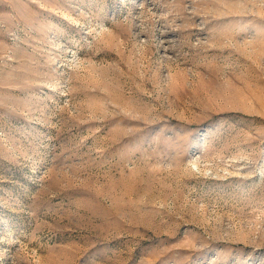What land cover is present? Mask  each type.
<instances>
[{"label":"rangeland","instance_id":"374dc122","mask_svg":"<svg viewBox=\"0 0 264 264\" xmlns=\"http://www.w3.org/2000/svg\"><path fill=\"white\" fill-rule=\"evenodd\" d=\"M0 264H264V0H0Z\"/></svg>","mask_w":264,"mask_h":264}]
</instances>
